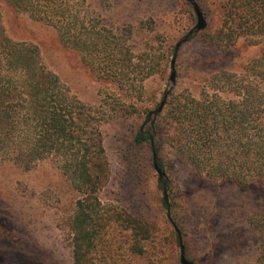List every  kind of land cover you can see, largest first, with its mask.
Here are the masks:
<instances>
[{"label":"rangeland","instance_id":"obj_1","mask_svg":"<svg viewBox=\"0 0 264 264\" xmlns=\"http://www.w3.org/2000/svg\"><path fill=\"white\" fill-rule=\"evenodd\" d=\"M194 1L206 28L217 27L220 15L213 2L220 0ZM83 10L88 29L110 33L133 64L153 66L154 74L142 80L132 70L119 85L98 78L86 61V49L64 46L52 27L1 0L0 27L11 40L36 46L42 65L78 103L106 115L101 131L109 177L99 195L101 203L143 222L149 237L141 242L143 251L134 252L124 230L114 229L97 243L95 264H180L151 155L146 147L133 145V136L141 125H151L145 114L157 108L165 92L167 98L174 91L197 97L215 74L240 72L260 48L242 41L227 49L216 47L209 44L208 32L201 31L180 47L171 87L174 46L196 24L187 0H86ZM164 146L159 158L165 166L170 217L179 227L186 259L196 264H255L258 234L248 218L264 208V185L209 178ZM77 197L53 162H40L28 171L0 162V264H74L67 221Z\"/></svg>","mask_w":264,"mask_h":264},{"label":"trees","instance_id":"obj_2","mask_svg":"<svg viewBox=\"0 0 264 264\" xmlns=\"http://www.w3.org/2000/svg\"><path fill=\"white\" fill-rule=\"evenodd\" d=\"M1 1L52 27L64 46L86 49V61L98 78L119 85L132 70L142 80L154 74L153 66L133 64L110 33L88 29L86 0ZM213 4L220 15L218 26L201 32H208L209 44L227 49L242 41L259 47V55L238 73L215 74L197 97L187 91L169 94L154 123L141 125L132 143L146 147L151 158L154 153L164 173L159 155L166 145L209 178L264 185V0ZM144 56L151 58L150 53ZM97 109L69 95L60 79L42 65L36 46L11 40L0 27V162L25 171L53 162L78 193L67 221L74 264H95L97 243L114 229L124 230L134 252L141 253V242L149 237L143 222L101 203L109 169L101 131L106 115L97 114ZM162 205L167 215L163 201ZM248 224L258 234L255 264H264V208L252 214Z\"/></svg>","mask_w":264,"mask_h":264},{"label":"water","instance_id":"obj_3","mask_svg":"<svg viewBox=\"0 0 264 264\" xmlns=\"http://www.w3.org/2000/svg\"><path fill=\"white\" fill-rule=\"evenodd\" d=\"M187 2L190 4V6L193 9V12H194V15L196 18V24L174 46L173 54H172L171 61H170V75H169V80H168L171 87L175 86V79H176L175 62H176L177 54H178L180 47L183 44H185L186 42H188V40L191 36H194V35L198 34L199 32L205 30L206 26H207L206 21L204 19V16L202 14V11L200 10V8L196 4V2L194 0H187ZM167 95H168V92H165L163 94V98H162L161 102L158 104L157 108L148 113V119L152 118L151 125L154 123V119L156 118V116L162 112V110L165 106V103H166ZM152 165H153V169H154L155 173L157 174L158 182L162 187V201L164 202V204L166 206L167 219L170 222V224L172 225V227H173V229H174V231L178 237L179 263L180 264H196L194 262L188 261L185 257L184 246L182 243L180 231L170 217V208H169V204H168L167 190H166V175L158 167L157 156L154 153L152 154Z\"/></svg>","mask_w":264,"mask_h":264}]
</instances>
